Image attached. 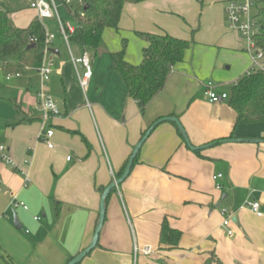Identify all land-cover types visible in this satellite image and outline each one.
Here are the masks:
<instances>
[{
  "label": "crops",
  "instance_id": "crops-1",
  "mask_svg": "<svg viewBox=\"0 0 264 264\" xmlns=\"http://www.w3.org/2000/svg\"><path fill=\"white\" fill-rule=\"evenodd\" d=\"M226 2L126 1L118 30L104 29L102 50L86 52L93 71L95 58L106 52L110 57L122 39L125 60L137 65L146 45L137 33L192 40L143 113L126 88H91L93 72L84 93L56 41L51 43L53 71L44 90L60 116L42 125L35 107L36 67L4 78L15 83L7 93L12 96L8 108L0 110V144L14 166L0 160V264H66L86 248L98 220V188L119 177L134 145L162 117H176L191 146L200 149L188 148L174 123L156 125L128 176L107 196L97 244L78 264L264 263V143L243 141L264 140V122L236 125L227 100L209 103L203 88L205 78L217 76L222 81L214 90L229 96L251 69L246 42L228 28ZM36 18L33 9L11 13L19 28ZM70 52L82 54L73 46ZM48 128L54 130L51 149L40 137ZM226 138L236 141L215 143ZM216 174L221 177L214 180ZM12 194L28 209H12ZM247 200L259 201L263 215L253 214ZM220 206L233 214L226 226ZM164 220L181 232L176 247L160 245Z\"/></svg>",
  "mask_w": 264,
  "mask_h": 264
},
{
  "label": "trees",
  "instance_id": "trees-1",
  "mask_svg": "<svg viewBox=\"0 0 264 264\" xmlns=\"http://www.w3.org/2000/svg\"><path fill=\"white\" fill-rule=\"evenodd\" d=\"M82 1L84 4L82 9L79 7L70 9L64 6L74 22L69 45L77 47L82 54L84 52L98 54L103 47L104 29L118 30L124 3L141 0ZM256 2L253 16L256 33L253 40L255 46L264 54V0H256ZM11 13L12 10L0 0V69L5 73L21 74L25 69L39 65L45 47V29L37 18L25 28L16 27L11 19ZM80 13L83 15L81 16ZM137 35L146 43L141 49V60L137 65L128 63L124 58L125 39L121 40L119 50L110 53V58L112 70L125 86L128 96L138 104L140 113H143L146 105L164 88L172 68L183 61L192 40L172 37L166 33H137ZM227 104L235 113L236 125L264 122V73L250 69L240 77L231 87ZM17 111L20 112L18 107ZM176 130L180 134L177 127ZM121 174L122 172L118 175ZM98 191L102 192L103 188H98ZM180 235L179 230L170 228L164 220L160 230V245L176 247ZM217 264L223 263L217 261Z\"/></svg>",
  "mask_w": 264,
  "mask_h": 264
},
{
  "label": "built area",
  "instance_id": "built-area-1",
  "mask_svg": "<svg viewBox=\"0 0 264 264\" xmlns=\"http://www.w3.org/2000/svg\"><path fill=\"white\" fill-rule=\"evenodd\" d=\"M28 7L36 11V15L39 20L53 18L55 19L59 35L63 43L68 49L70 55V62L74 68L76 74L77 85L85 93L89 80L92 75L91 60L89 55L84 52L80 56H74L70 52L69 36L74 31V24L70 22H64L61 20L58 8L59 6H67L70 9L73 8H83L82 0H26ZM75 3V7L71 5ZM256 0H227L225 5V15L227 20L228 28L235 31L239 36L246 42V50L250 55L252 61V70H260L264 73V54L263 51L255 46L253 37L256 33L254 26L253 16L256 11ZM81 16L83 15L80 13ZM52 36L45 30V47L43 50L42 58L39 65L36 67V71L39 77V86L36 92V110L40 113L42 119V125L50 118H55L60 116V110L54 99L46 93L44 90L45 84L50 79L53 71V60L50 52ZM20 73H6L5 79L10 80L12 78L19 77ZM236 83V82H235ZM204 94L209 103H217L222 100L228 99V94L221 93L218 94L214 90V84L211 81H207L204 84ZM54 130L48 128L40 133V137L45 142L48 148H52L53 144L51 142V137L53 136ZM0 160L5 162L10 166H14L13 160L6 154V147L0 144ZM67 160H70V156H67ZM25 175V182H28L27 174ZM221 174H216L213 179H218ZM219 189V186H216ZM262 201H264V195L262 196ZM10 207L12 209L22 208L27 210L28 207L20 200H18L13 194L10 199ZM245 206L248 207L253 214L256 216H262L263 213L260 210V202L257 200H247ZM221 215L223 217L222 225L226 226L229 224L233 214L228 211L227 208L221 209ZM36 219V218H34ZM233 235L232 231H228V236ZM145 253H149V248L144 249Z\"/></svg>",
  "mask_w": 264,
  "mask_h": 264
},
{
  "label": "rangeland",
  "instance_id": "rangeland-1",
  "mask_svg": "<svg viewBox=\"0 0 264 264\" xmlns=\"http://www.w3.org/2000/svg\"><path fill=\"white\" fill-rule=\"evenodd\" d=\"M2 2H4L8 8L10 10H12V13H14V15H23L26 14L30 9L27 5V1L26 0H2ZM71 7H75V3L73 2V4L71 5ZM58 12L60 15L61 20H63L64 22H70L73 23V18L72 16L65 10L64 6H59L58 8ZM44 29H46L47 33L49 35H51L52 41H56V43L61 44L59 46V50H60V55L63 58L66 59H70V55L68 52L67 47L61 43V41L59 40L60 35H59V30H58V26L57 23L55 21V19H51V18H47V19H41L40 20ZM74 49V48H72ZM106 51V49H105ZM73 52H75L73 50ZM247 59L249 62V68L252 67V61L250 59V55L247 52ZM111 60L109 57L108 52H106L103 56H97L93 62V75H92V79H91V88H125L123 85H121V82L118 81V77L116 76V74L111 70ZM5 72H3L0 69V97H2V99H0V110L3 112L6 108H8V97H12L10 96V94H7L9 91V88H11V86L15 83L14 80L12 81H5ZM206 82L207 80L211 81L213 84H219L222 80H220L217 76H213V77H209V78H205ZM120 82V83H119ZM204 88V87H203ZM228 90V88H227ZM88 96H90V92L87 91ZM52 97V96H51ZM220 210L222 208H225L224 206H220L219 207ZM227 208V207H226ZM228 211L229 208H227ZM231 212V211H230Z\"/></svg>",
  "mask_w": 264,
  "mask_h": 264
},
{
  "label": "water",
  "instance_id": "water-1",
  "mask_svg": "<svg viewBox=\"0 0 264 264\" xmlns=\"http://www.w3.org/2000/svg\"><path fill=\"white\" fill-rule=\"evenodd\" d=\"M165 121H169L172 122L176 125L178 131L180 132V135L182 137V139L184 140L185 144L188 146V148H190L191 150H198L200 148H195L192 147L190 144V141L188 139V136L186 134V131L184 130L183 126L180 124V122L178 121V119L176 117H162L157 119L149 128L148 130L145 132V134L140 138V140L134 145L130 156L126 162V165L124 167V170L122 172V174L115 180L111 181L101 192L100 194V202H99V215H98V220L96 223V226L94 228V233L93 236L91 238L90 243L88 244V246L86 248H84L82 251H80L76 256H74L71 260H69L66 264H78L82 258H84L88 253H90L96 246L97 244V240H98V235L99 232L101 230L103 221H104V216H105V203H106V199L108 194L110 193V191L112 189H114L117 185H119L129 174L130 169L133 165V161L136 157V155L138 154V151L142 145V143L144 142V140L146 139V137L149 135V133L151 132V130L158 124L165 122ZM229 141H236V140H230V139H224L221 140L220 142H229ZM243 141H249V142H253V143H264V140L261 139H251V140H243ZM14 226L17 229H20V225L17 224L16 218L14 217Z\"/></svg>",
  "mask_w": 264,
  "mask_h": 264
}]
</instances>
